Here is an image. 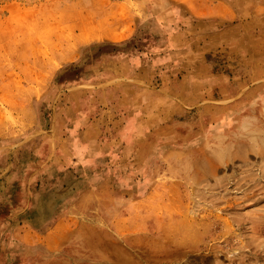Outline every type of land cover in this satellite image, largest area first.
Returning a JSON list of instances; mask_svg holds the SVG:
<instances>
[{"label":"rangeland","instance_id":"obj_1","mask_svg":"<svg viewBox=\"0 0 264 264\" xmlns=\"http://www.w3.org/2000/svg\"><path fill=\"white\" fill-rule=\"evenodd\" d=\"M0 264H264V0H0Z\"/></svg>","mask_w":264,"mask_h":264},{"label":"bare ground","instance_id":"obj_2","mask_svg":"<svg viewBox=\"0 0 264 264\" xmlns=\"http://www.w3.org/2000/svg\"><path fill=\"white\" fill-rule=\"evenodd\" d=\"M249 132V131H248ZM228 218V217H227ZM229 222V221H228Z\"/></svg>","mask_w":264,"mask_h":264}]
</instances>
